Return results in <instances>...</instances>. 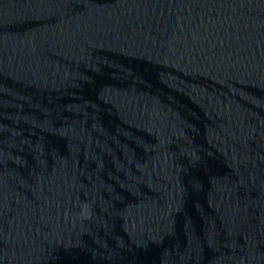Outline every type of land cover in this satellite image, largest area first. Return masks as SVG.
<instances>
[{"label":"water","instance_id":"water-1","mask_svg":"<svg viewBox=\"0 0 264 264\" xmlns=\"http://www.w3.org/2000/svg\"><path fill=\"white\" fill-rule=\"evenodd\" d=\"M0 264H264V0H0Z\"/></svg>","mask_w":264,"mask_h":264}]
</instances>
